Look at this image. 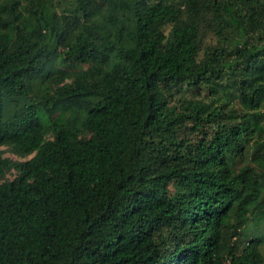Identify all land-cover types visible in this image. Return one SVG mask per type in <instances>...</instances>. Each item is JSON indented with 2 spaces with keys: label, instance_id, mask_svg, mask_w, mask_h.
I'll return each instance as SVG.
<instances>
[{
  "label": "trees",
  "instance_id": "1",
  "mask_svg": "<svg viewBox=\"0 0 264 264\" xmlns=\"http://www.w3.org/2000/svg\"><path fill=\"white\" fill-rule=\"evenodd\" d=\"M0 147V264H264V0H0Z\"/></svg>",
  "mask_w": 264,
  "mask_h": 264
},
{
  "label": "rangeland",
  "instance_id": "2",
  "mask_svg": "<svg viewBox=\"0 0 264 264\" xmlns=\"http://www.w3.org/2000/svg\"><path fill=\"white\" fill-rule=\"evenodd\" d=\"M85 65L82 66V68H84ZM0 151H1V156L3 158H7L11 161H23V160H26L28 158H30L31 156L25 158V159H20V158H17L16 156L12 155L7 149L3 148V147H0ZM14 176V172H10L8 174H5L1 179H0V182L1 180H11ZM254 226H257L256 230H253V227ZM245 230L243 231V237L242 239L245 240V239H248V237L250 236H254L256 235V237L260 238L261 239V243H260V246H259V252L261 254V256L263 257L264 259V221H261L259 222L258 224H251L250 222L247 224V226H245L244 228Z\"/></svg>",
  "mask_w": 264,
  "mask_h": 264
}]
</instances>
